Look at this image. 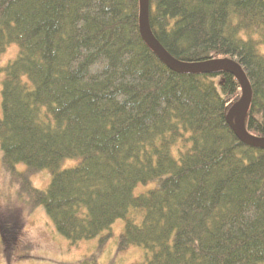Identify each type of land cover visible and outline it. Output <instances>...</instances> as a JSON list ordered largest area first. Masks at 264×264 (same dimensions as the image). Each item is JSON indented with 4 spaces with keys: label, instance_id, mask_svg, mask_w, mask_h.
<instances>
[{
    "label": "trees",
    "instance_id": "1",
    "mask_svg": "<svg viewBox=\"0 0 264 264\" xmlns=\"http://www.w3.org/2000/svg\"><path fill=\"white\" fill-rule=\"evenodd\" d=\"M149 21L181 62L240 65L252 88L245 126L264 138V0H149ZM13 44L0 147L30 210L73 245L123 219L118 252L143 248L138 264H264V149L227 123L242 97L231 72L170 70L142 37L140 0H0V52ZM68 159L78 164L63 169ZM43 170L52 181L39 190L31 177ZM4 214L11 261L22 233Z\"/></svg>",
    "mask_w": 264,
    "mask_h": 264
},
{
    "label": "rangeland",
    "instance_id": "2",
    "mask_svg": "<svg viewBox=\"0 0 264 264\" xmlns=\"http://www.w3.org/2000/svg\"><path fill=\"white\" fill-rule=\"evenodd\" d=\"M264 54V46H260ZM19 56V46L11 45L5 53L0 52V68L6 67ZM4 74L0 73V117L2 116V81ZM78 160L64 161L62 168H73ZM26 166L18 167L19 172H24ZM52 181L49 170H43L32 175L31 182L39 190H46ZM154 184L140 185L135 194L139 195ZM30 199L21 189L12 176L5 173L2 164V151L0 147V214H13L19 217L21 227V242L15 250L14 258L9 261L5 253V246L0 235V264H90L92 256L97 257L96 264H138L145 261V250L140 247H131L123 253L118 252L119 238L125 230V221L118 219L110 230L101 235L73 245L70 240L59 234L42 207L34 210L29 208ZM4 214L3 216L6 217ZM137 223L142 222L140 214L131 215ZM10 220L14 219L9 218ZM111 233V237L102 244V237Z\"/></svg>",
    "mask_w": 264,
    "mask_h": 264
},
{
    "label": "water",
    "instance_id": "3",
    "mask_svg": "<svg viewBox=\"0 0 264 264\" xmlns=\"http://www.w3.org/2000/svg\"><path fill=\"white\" fill-rule=\"evenodd\" d=\"M140 30L148 46L174 72L197 74H210L215 71L231 72L240 83L242 97L230 109L227 115V123L241 143L264 149V138L252 136L245 126L244 116L252 100V88L244 71L237 62L229 58L210 59L195 63H186L175 59L163 48L151 30L149 0H140ZM236 115L237 118H235Z\"/></svg>",
    "mask_w": 264,
    "mask_h": 264
}]
</instances>
